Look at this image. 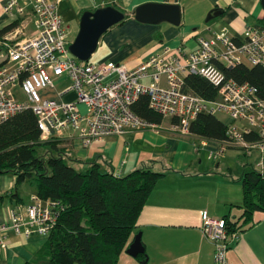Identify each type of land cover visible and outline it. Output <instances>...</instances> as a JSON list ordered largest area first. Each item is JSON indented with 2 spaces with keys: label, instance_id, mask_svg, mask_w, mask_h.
I'll use <instances>...</instances> for the list:
<instances>
[{
  "label": "crops",
  "instance_id": "1",
  "mask_svg": "<svg viewBox=\"0 0 264 264\" xmlns=\"http://www.w3.org/2000/svg\"><path fill=\"white\" fill-rule=\"evenodd\" d=\"M7 1L0 0V31L10 27L3 9ZM150 3L179 5L180 25L136 21V8ZM117 4L126 19L102 36L89 63H115L133 70L151 56L166 50L173 52L175 57L178 53L185 57L197 49L200 38L208 39L223 27L229 28L238 43L244 40L249 26L264 27L261 0H118ZM97 8L95 0L61 2L59 10L71 28V40L78 34L83 13ZM210 14L213 18L207 22ZM26 32L27 38L34 35L33 22H29ZM5 51L6 48L0 45V55ZM244 64L252 68L247 60ZM220 66L227 67V64ZM144 83H150V80ZM69 86V81H59L55 92ZM57 95L54 94L61 100H76L72 92L61 97ZM80 109L85 112L86 107L83 105ZM216 116L226 126L246 125L233 121L226 114ZM175 125L172 120L164 119L153 128L132 130L123 136L94 141L88 146L75 130L57 132L53 136L73 159L97 162L106 172L126 176L145 166L166 171L151 193L136 227L135 236L142 235L147 264H214V246L200 230L203 213L242 228L237 230L239 236L228 250V264H264V213L254 214L252 227L248 228L249 223H244L245 194L240 181L245 170L256 168L259 153L246 155L235 149L223 150L222 142L180 132ZM20 187L19 192L14 175L0 174V225L10 223L16 205L26 209L33 196L38 195L36 185L31 181ZM12 194L15 196L11 197ZM5 236L8 247L0 249V264H44L49 236L34 234L26 237L12 230ZM120 264L142 263L125 253Z\"/></svg>",
  "mask_w": 264,
  "mask_h": 264
},
{
  "label": "built area",
  "instance_id": "2",
  "mask_svg": "<svg viewBox=\"0 0 264 264\" xmlns=\"http://www.w3.org/2000/svg\"><path fill=\"white\" fill-rule=\"evenodd\" d=\"M62 1L8 0L3 6L13 27L0 38V45L6 48L0 55V123L29 110L37 117L41 140L75 130L88 146L132 130L153 128L154 124L138 117L132 108L145 95L150 109L164 119L178 120L175 129L183 133H190L191 123L201 113L226 114L245 123L244 127L227 126L223 150L259 153L256 167L264 173V99L256 87L238 84L220 66L225 63L232 68L247 60L251 67H264V27L249 26L240 43L228 27H223L208 39L200 38L197 49L185 57L180 53L175 57L166 50L129 70L115 63L81 62L70 53L72 32L59 10ZM95 2L102 7L108 4V0ZM30 21L35 33L27 38ZM113 74L114 78L107 80ZM188 75L207 79L218 89V98L210 101L184 92ZM147 79L150 83H144ZM62 80H68L70 86L55 92ZM69 92L76 95L75 101L54 96ZM83 105L85 112L80 109ZM248 135L255 139H248ZM61 210L59 202L45 201L38 195L26 209L16 205L10 223L0 225V249L8 247L5 233L9 230L26 237L49 236ZM200 230L214 246V264H228V250L239 233L230 234L226 220L206 213L202 214Z\"/></svg>",
  "mask_w": 264,
  "mask_h": 264
},
{
  "label": "trees",
  "instance_id": "3",
  "mask_svg": "<svg viewBox=\"0 0 264 264\" xmlns=\"http://www.w3.org/2000/svg\"><path fill=\"white\" fill-rule=\"evenodd\" d=\"M117 1L108 0L106 4L122 10ZM12 27L0 31V38ZM221 69L238 84L256 87L264 99V67L238 64ZM184 92L210 101L218 98V89L198 75L185 78ZM132 108L149 123H163L164 118L150 109L145 95ZM172 122L178 124L176 119ZM189 132L207 141L228 140L227 126L213 114L201 113L191 123ZM247 138L255 139L253 135ZM81 165L87 166L80 169ZM165 173L145 166L120 176L104 171L97 162L73 159L54 136L41 140L37 117L29 110L0 123V174L14 175L16 189L31 181L41 199L57 201L63 206L56 228L49 235L44 264H120L134 240L140 215ZM240 181L245 194L244 223H249L250 228L255 223L254 214L264 213V173L251 168L244 171ZM236 227L228 223L229 233L242 229ZM135 259L148 263L146 252Z\"/></svg>",
  "mask_w": 264,
  "mask_h": 264
},
{
  "label": "water",
  "instance_id": "4",
  "mask_svg": "<svg viewBox=\"0 0 264 264\" xmlns=\"http://www.w3.org/2000/svg\"><path fill=\"white\" fill-rule=\"evenodd\" d=\"M261 1L264 7V0ZM212 18L213 15L210 14L207 22ZM125 19V13L115 6L99 7L94 11L84 12L80 19L78 34L69 46L70 53L81 62H89L97 51L102 36ZM135 19L145 24L168 22L179 26L181 7L179 5L144 4L136 8ZM141 237L142 235L138 233L126 250L129 256L137 258L145 253Z\"/></svg>",
  "mask_w": 264,
  "mask_h": 264
},
{
  "label": "rangeland",
  "instance_id": "5",
  "mask_svg": "<svg viewBox=\"0 0 264 264\" xmlns=\"http://www.w3.org/2000/svg\"><path fill=\"white\" fill-rule=\"evenodd\" d=\"M35 27V26H34ZM30 30H31V28H30ZM75 39V38H74ZM72 56V55H71ZM73 57V56H72ZM66 83H68V80H64ZM17 94H18V92H17ZM19 98L20 99H22L23 98V96H21L20 94H19ZM256 169H258L257 167H256ZM20 190H21V187H19L18 188V191L20 192Z\"/></svg>",
  "mask_w": 264,
  "mask_h": 264
}]
</instances>
